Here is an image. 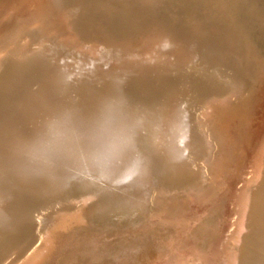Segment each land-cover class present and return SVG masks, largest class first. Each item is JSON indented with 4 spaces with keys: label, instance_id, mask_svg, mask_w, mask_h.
Listing matches in <instances>:
<instances>
[{
    "label": "bare ground",
    "instance_id": "6f19581e",
    "mask_svg": "<svg viewBox=\"0 0 264 264\" xmlns=\"http://www.w3.org/2000/svg\"><path fill=\"white\" fill-rule=\"evenodd\" d=\"M46 8L0 30V264H90L95 240L188 219L181 200L215 204L202 218L213 236L235 147L221 125L263 105L264 0ZM150 22L166 39L143 57ZM235 202V232L218 242L227 264H264V161Z\"/></svg>",
    "mask_w": 264,
    "mask_h": 264
},
{
    "label": "rangeland",
    "instance_id": "374dc122",
    "mask_svg": "<svg viewBox=\"0 0 264 264\" xmlns=\"http://www.w3.org/2000/svg\"><path fill=\"white\" fill-rule=\"evenodd\" d=\"M38 1L42 2L40 9L35 8V6L33 5L34 0H0V30L5 28V24L8 21H12L13 24H16L21 19L26 18V20H28L32 16H33L32 18L38 17V16H40L39 13L45 12L46 10L49 9V8H46L47 7V0H38ZM42 8H45V9H42ZM157 28L158 29L153 28V30H152V28H148L149 29L148 31H145V33L141 34V36H140L141 39L137 38V40L138 39L139 40L136 42V44L138 45V51H139V54H141V56L144 55L143 57H145L146 54L149 55L152 52H153L152 54L154 56H156V52L158 50L157 47L159 46V44H161L160 41L163 42L166 39V37L163 36L164 29L163 28L161 29L160 26ZM159 35H160V37H159ZM149 38H151L150 41L148 40ZM177 39H179V40L177 41ZM177 39L174 40V42H173V45H175L174 46L175 53H178L177 51L180 48L185 47V42H182L181 38H177ZM139 41H141V43ZM154 43L155 44L157 43V44L155 45ZM180 43H182V44H180ZM180 45H182V46H180ZM149 47H150V49H149ZM153 47L155 49L151 50V49H153ZM176 48H177V50H176ZM154 52H155V54H154ZM261 98L263 99L262 100L263 105H261V107H259V105L256 106L257 108L253 106L254 108H252V109L250 108V110H249V108L248 109L246 108L244 110V111H246V113L242 112L241 110H240L241 112L238 110H236L237 112L233 111L234 113L232 112L230 115H228L229 118H227V122L223 123L221 125V132H222V136H223V145H224V142H225V144L228 143L229 145H230V142H233L232 146L235 145V147H233L234 151L232 153L234 156L232 155L231 156L232 159H230V161L233 162V164L229 165L230 170L229 169L227 170L228 171L227 174L230 172L231 175L229 173V175H228L229 178L226 176V178L224 180L226 182V184L224 182L221 185V186H224L223 184H225L226 186H224V187H226L227 190L224 187H221V189H220L221 192L219 191L221 196L222 195L223 196L227 195V196H225L224 198L222 196L223 199L221 198V200H220V202L222 201L220 203V208L218 209L219 215H220V220L219 219H218L219 221L217 220L219 222V227L212 228L214 230L213 236L210 237L208 230L206 228H204L202 225L205 223L204 221L206 220L209 213L210 212L213 213V211H211V209H213V207L215 206L214 203L217 202V200L213 203L214 206H213V204L212 205L209 204L208 206L211 205L213 207L210 210H209V208L207 210H204L205 211L204 213L201 212L202 210L197 209V207H195L193 205L189 206V205H191V203L186 202L185 200H181L182 202H180V203L184 202L182 204L183 205V207H182L183 211L185 212V214L187 211V216L189 218L191 217V219L188 218L186 220H183L181 218H177V219H174L173 223L170 225L167 224L166 222H161V224L163 223L162 227L159 225L155 229H151L149 231L147 230L148 232L147 231L146 232L141 231V232H138L136 234L135 233L132 234V233H127V232H124V233L122 232V234H124V235H120L121 233H118L115 235H110L112 238L105 237V238L99 239L97 241L95 240V244L99 243V245L97 244L95 246V244L93 243V246H94V249L96 247L95 252H97V251L98 252L94 253L95 255L92 256V258L89 260L90 261L89 263L90 264H160L161 263L162 264L165 261V264H168V262H167V260L169 259L168 257L173 256L171 259L173 264H186V263L187 264H227L228 259L226 258V256H224V253L222 250L223 248L220 247L218 242L221 239H223L222 238L223 236H224V238H225V236H226V238H229L230 234L232 232L233 233L235 232L234 229L236 226V220L234 221V215L236 214V210H235L236 196L238 193H240V190L243 188V186L245 184L249 183V181L251 182V180L253 179V176H255V173L257 172V169L261 165V162L264 161V159L262 161H260L261 158H259V157L261 155L258 152L261 149L262 144L264 142V94L261 95ZM237 114H239V115H237ZM251 144H252V146H251ZM236 147H238V148L236 149ZM248 150H249V152H248ZM252 150H254V151H252ZM234 153H236V154H234ZM246 154H247V156H246ZM254 154H256V155H254ZM238 156L240 158L241 157L242 158L240 159ZM234 165L236 166V168ZM233 166L235 169H233ZM235 172H237V174H235ZM251 172H253V173H251ZM232 176H234V177H232ZM235 176H237V177L235 178ZM230 177H232V178H230ZM229 179H231V180L229 181ZM232 179H233V181H232ZM247 179H249V180H247ZM222 188H224V189L222 190ZM252 191L254 193L253 194V197H254L255 194L258 192L257 188L256 187L253 188ZM187 207H188V209H187ZM194 209H196V210H194ZM191 212H193L192 215H190ZM205 213H206V215H205ZM197 217H200L201 219L205 218V220L203 221V219L201 220L200 218H197ZM166 219H168V218H166ZM198 219H200V220H198ZM200 221L202 222V224ZM174 223H175V225H174ZM176 223H178L177 224L178 226L176 225ZM194 223H196V224H194ZM174 226H175V228H174ZM197 226H200V227L202 226L201 229L202 230L206 229V230L202 232L201 229H197V228H200ZM178 227L180 228V230ZM161 228H163V229L161 230ZM173 228L175 229V231L172 230ZM189 228H191V229L189 230ZM166 229L168 230V232L166 231ZM222 229H223V231H222ZM153 230H154V232H153ZM193 231H195V234L193 233ZM217 231H218V233H217ZM149 232H150V234H149ZM156 232L158 234H155ZM159 232L160 233L162 232V233L160 234ZM198 232H200V233H198ZM125 233H127L129 235H127ZM207 233H208L209 239L206 238V237H208ZM221 233H224L226 235L223 234V236H222ZM187 234H189V235H187ZM201 234L202 235L204 234V236H198ZM131 236H133V238ZM195 236H197V237L195 238ZM214 238H215V240H214ZM103 239L105 241H103ZM178 239H179V241H177ZM99 241H101V242H99ZM123 241H127V242H123ZM165 242H167V243H165ZM197 242L198 243L201 242V243L198 244ZM204 242H205V244H202ZM123 243H125V244H123ZM166 244H167V246L170 245L171 248L165 246ZM109 245H110V248H109ZM197 245H200L202 247V249L200 246H197ZM101 246H106L108 249L106 250V247H104V248L102 247L103 248V250H102ZM247 246H248L247 243H243L241 245V251H242L241 252V256H242L241 258L242 259H245V249ZM97 247H99V249ZM166 248H167V251H166ZM202 250H204V251H202ZM187 251L190 252V254L188 253V255H187ZM99 255H101L102 257ZM98 256H99L98 260L101 263H99L97 260ZM152 259L154 260V262ZM92 260H93V262H92ZM179 262H181V263H179Z\"/></svg>",
    "mask_w": 264,
    "mask_h": 264
},
{
    "label": "water",
    "instance_id": "95a60500",
    "mask_svg": "<svg viewBox=\"0 0 264 264\" xmlns=\"http://www.w3.org/2000/svg\"><path fill=\"white\" fill-rule=\"evenodd\" d=\"M145 27H147V28H152L153 29V27H152V22H150L148 25H146Z\"/></svg>",
    "mask_w": 264,
    "mask_h": 264
}]
</instances>
